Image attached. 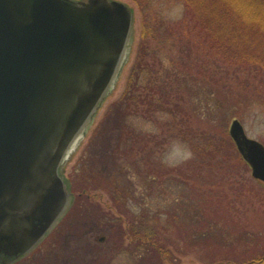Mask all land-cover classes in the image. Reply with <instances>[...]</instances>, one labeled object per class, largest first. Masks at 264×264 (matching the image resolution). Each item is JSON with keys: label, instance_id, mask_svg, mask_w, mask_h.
Here are the masks:
<instances>
[{"label": "water", "instance_id": "obj_1", "mask_svg": "<svg viewBox=\"0 0 264 264\" xmlns=\"http://www.w3.org/2000/svg\"><path fill=\"white\" fill-rule=\"evenodd\" d=\"M132 23L119 0H0V264L28 253L71 200L63 154L116 76ZM228 134L264 183V145Z\"/></svg>", "mask_w": 264, "mask_h": 264}, {"label": "rangeland", "instance_id": "obj_2", "mask_svg": "<svg viewBox=\"0 0 264 264\" xmlns=\"http://www.w3.org/2000/svg\"><path fill=\"white\" fill-rule=\"evenodd\" d=\"M119 1L127 4L132 10V23L122 63L91 118L86 121V125L78 133L75 149L68 153L69 155L59 167V175L67 182L72 201L75 200L77 192H72L70 189L69 176L73 177L75 184L76 182L79 184L80 177L92 171L91 169L97 171L101 164L98 162L93 163V159L107 153L105 152L106 149L104 150L101 147V144L106 140L109 143V139L110 141L112 139L113 145L116 142L117 127L107 131L106 136L108 135V137L104 138V142L99 140L98 142V138L94 141L93 135L97 131L96 128L103 116L114 113L112 105L120 98L123 88L126 86V78L133 71L131 68L134 63L141 29H143L140 12L134 1ZM150 5L151 12L156 11L161 17L171 21L179 18L183 11V6L179 0H153ZM147 46L148 42L145 41L142 47L148 49ZM260 52L264 53V47ZM163 53L168 54L169 51L165 49ZM145 57L149 63H153L152 53ZM162 62L169 70L171 64L168 63V59L164 58ZM241 72H238L239 78H237V81L245 80L250 86L254 85L250 79L251 77H246ZM167 73L163 69L159 76H156L155 80L149 83L163 81L170 93L177 88L182 87L185 89L181 90L183 98H181L182 101H179L181 103L179 107L182 110L172 113L177 119L178 133L180 132L184 139L181 134L178 137L176 136L177 133L174 132L173 128L176 131L177 129L174 126L173 117L166 112L156 114L151 112L149 114L151 116L148 118L143 114H134L131 115L132 117H127L126 120L129 125L145 137L146 141H141L139 144L142 148L139 156L142 161L144 157L147 160L148 151H152L151 158L154 156L156 162L162 161L164 168L186 166L185 163L192 157L190 146L188 147L187 143L190 144L191 141L192 143H199L200 147H204L202 144L205 141H201L204 134L201 135V131L205 132L207 130L213 131V134H217L216 136L220 135L219 131L223 130L224 135L229 137L228 124L234 118L241 122L248 136L260 142L264 140V100L256 102L255 99H252L250 101L244 95L236 93L234 95L233 92L224 88L219 90L213 88L212 93L206 95V89L196 86V83L194 84L190 79L183 78L174 82L172 78L166 77L168 76ZM142 76L140 89L137 91V97L140 99H144L149 95L148 93H152V90L148 88L150 84L148 85L147 82L150 75L144 73ZM262 79L257 77L255 84L262 81ZM172 81L173 83H171ZM181 82L183 83L181 84ZM169 84L171 86H168ZM159 85L163 87V83H159ZM159 92L160 95L163 93L160 89ZM160 95L157 92L155 94L156 97ZM262 97H264V94ZM142 106L144 104L140 106L141 109L144 108ZM235 114L237 117H235ZM195 131L197 136H195ZM163 132L166 135L165 137H163ZM187 132L190 135L188 138H186ZM161 137L165 140L160 139ZM90 139L93 140V143ZM157 142L162 143L160 148ZM207 146L208 144L205 147ZM215 157H219V155L217 154ZM117 162L121 167L122 176L126 178V180L123 179V182L129 183L130 191L133 192L131 197L124 196L122 192L118 195V192L122 189L117 191L108 183L106 185L101 184L104 185L101 187L91 183V188L88 190L91 200L88 201V204H85L89 210L88 216L82 217L81 214L84 211H80L81 214H77L74 218L72 216V219L68 215L54 229L53 234H48L31 252L19 258L13 264H151L157 259L160 260L161 264H206L204 254L214 250H209L210 248L207 247L201 249L197 245L191 246L188 242L191 237L188 234L189 230L187 229L186 232L183 228L184 226L189 228L187 224L192 217L202 218L206 213L204 208L207 204L205 202L201 204L200 202L198 205H194L185 199L184 193L186 190L191 195L190 188H188L191 186V181L189 180L188 186L185 187L178 181L179 179L183 180L181 175L185 173L186 167L179 174L171 171L159 178L154 177L152 179V176L144 175L143 163L134 165L128 158L118 159ZM231 166L229 172L234 174L232 179L247 185L246 183H249L252 176L250 167L241 163V161L238 164L235 161ZM83 167L87 169L85 173L78 174ZM201 173L203 177L199 178L197 183H202V187H204V183H207V179L204 177L209 175L207 167L204 166ZM217 174L219 175V173ZM120 180L119 178L117 182ZM130 182H132V186ZM74 187L77 189V185H74ZM225 190L229 192V197L233 198V195H231L234 193L233 189L225 188ZM252 203L245 199L240 203L236 200L233 206L236 210L232 207V211L227 212L229 222L225 223V226L233 221L237 227L239 226L240 230L244 227L253 232L262 231L264 233V204L256 202L252 205ZM193 208H197V214H194ZM100 213L105 216L104 219H99ZM224 213L220 211L219 217L211 219L216 224L218 221L220 229L222 227L221 222H223L221 216ZM96 219H98V224H95ZM101 222L105 224V227L99 224ZM163 223H166V225ZM163 225L168 229L166 230ZM173 225L174 228L181 226L179 228L180 232L181 234L187 233V241L178 237V234L176 235ZM236 228H233V230L239 229ZM233 230L229 227L230 232ZM154 233H157V238L153 237ZM192 233L193 230L190 234L192 235ZM214 243L225 248V250L220 249V251H231L234 254L239 253V250L243 251L244 241L242 238L236 240L220 234L218 241ZM214 243H210V245L212 246ZM146 247L147 249H145Z\"/></svg>", "mask_w": 264, "mask_h": 264}, {"label": "trees", "instance_id": "obj_3", "mask_svg": "<svg viewBox=\"0 0 264 264\" xmlns=\"http://www.w3.org/2000/svg\"><path fill=\"white\" fill-rule=\"evenodd\" d=\"M132 1L138 7L143 26L131 68L133 71L126 78V86L123 88L120 98L112 105L114 113L103 116L96 128V136L93 135L94 141L98 138L97 141L104 142V138L108 137V135L106 136L107 131L117 127L116 142L113 145L112 139L111 141L109 139V143L106 140L101 144V147L104 150L106 149L105 152L107 153L93 159V163L98 162L101 164L97 171L91 169L92 171L80 177L79 184L78 182L75 184L73 177L69 176L70 189L72 192H77V195L70 204L68 212L63 215L64 217L51 230L49 235L53 234L54 229L68 215L72 219V216L74 218L77 214H81L80 211H84L81 214L82 217L88 216L89 210L85 204H88V201L91 200L88 194L91 183L98 185V187L108 183L117 191L122 189L118 192V195L122 192L124 196L131 197L133 192L130 191L129 183L123 182V179L126 180V178L122 176L121 167L117 162L118 159L128 158L134 165L143 163L144 175L152 176V179L154 177L159 178L171 171L179 174L186 167L185 173L181 175L183 180L179 179L178 181L184 187L188 186V182L191 181V186L188 187L191 195L186 190L184 193L185 199L194 205H198L200 202L201 204L202 202L207 204L204 208L206 213L202 218L192 217L187 224L189 228L185 226L183 228L186 232L187 229L189 230L188 234L191 237L188 242L191 246L197 245L201 249L207 247L210 248L209 250H214L204 254L206 264H254L253 262L264 264V233L262 231L253 232L244 227L240 230L239 226L237 227L233 221H231L233 224L230 223L225 226V223L229 222L227 212L232 211L236 200L240 203L245 199L250 203L253 202L252 205L256 202L264 204V185L261 181L251 176L249 183L244 185L232 179L234 174L229 172L231 165L235 161L237 164L240 161L244 164L246 162L237 153L234 143L230 140L231 138L226 137L223 130L219 131L220 135L218 136L210 130L201 131V135L204 134L201 141H205L208 146L205 147L204 142L202 144L204 147H200L199 143L190 141V144L187 143V145L190 146L192 157L185 163L187 165L168 169L164 168L162 161L156 162L154 156L151 158L152 151H148V159L146 160L144 157L142 161V158L139 157L142 152L139 144L141 141H146L145 137L139 131L134 130L135 128H132L126 120L127 117H132L131 115L134 114H143L148 118L151 116L149 115L151 112H155V114L166 112L171 116L172 113L182 110L179 107L181 105L179 101H182L181 92L185 89L182 87L175 89L172 85L175 90L170 93L163 81L149 83L155 80L163 69L168 72L167 78H172L174 82L183 78L190 79L194 84L196 83V86L206 89V95H210L214 89L224 88L233 92L234 95L235 93L244 95L247 100L263 101L264 53L262 54L260 50L264 47V0H179L183 6V11L179 18L172 21L161 17L156 11L151 12L150 4L153 0ZM145 41L148 42V49L142 47ZM165 49L169 51L168 54L163 53ZM151 53L153 63H149L145 57ZM164 58L168 59V63L171 64L169 70L162 62ZM239 71H242L241 73H244L246 77H251L250 79L254 85L250 86L245 80L237 81ZM144 73L150 75L147 82L148 85L150 84L148 88L152 90V93H148V96L140 99L137 97V91L140 89L139 85H141L140 82ZM257 77L263 79L257 82L258 85L256 86L255 80ZM159 83H163V87ZM168 86H171V84ZM159 89L163 92L161 95ZM156 92L160 95L159 97L155 96ZM143 104L142 107L144 108L141 109L140 106ZM172 117L177 131L174 128L173 130L178 137L181 133H178L177 119L174 115ZM235 117H237L236 114ZM194 133L197 136V132ZM188 134L189 132H187L186 138L190 136ZM165 136L164 133L163 137ZM162 140L164 141L165 138ZM161 144V142L158 143L159 148ZM217 154L219 157H215ZM204 166L207 167L209 175H205L204 178L207 179V183H204L205 185L202 187V183L197 182H199V178L203 177L201 172ZM86 170V167H83L78 174L82 175ZM216 173H219V175H216ZM119 178L121 180L117 182ZM103 183L104 185H101ZM74 185H77V189ZM88 185L90 186L88 187ZM130 185L132 186V182H130ZM224 187L229 190L233 189L234 193L231 194L233 198L229 197V192ZM77 205L78 207H76ZM193 209L194 214H197V208ZM220 211L225 212L221 216L223 221L221 222V229L218 221L217 224L211 221V219L220 216ZM103 217L105 218L100 213L99 219H104ZM203 219L205 220L202 221ZM95 224H98V219L95 220ZM99 224L105 227L102 222ZM163 224L166 225V223ZM165 225H163L164 228ZM174 227L173 225L176 235L178 234V237L187 241V233L181 234L180 232L179 228L181 226ZM229 227L232 230L236 227L239 229L236 228L237 230L230 232ZM220 234L236 240L242 238L245 243L242 245L243 251H238L233 247L231 248L239 253L220 251V249L225 250V248L214 243L218 241ZM153 235L154 238L158 237L157 233ZM210 243H214V245L211 246ZM151 264H161V262L157 259Z\"/></svg>", "mask_w": 264, "mask_h": 264}, {"label": "bare ground", "instance_id": "obj_4", "mask_svg": "<svg viewBox=\"0 0 264 264\" xmlns=\"http://www.w3.org/2000/svg\"><path fill=\"white\" fill-rule=\"evenodd\" d=\"M72 148H70L68 151H67V153L66 154H68V153H71L72 152Z\"/></svg>", "mask_w": 264, "mask_h": 264}]
</instances>
